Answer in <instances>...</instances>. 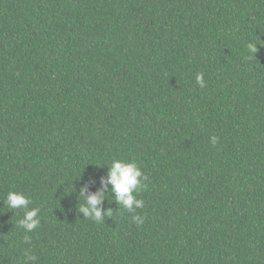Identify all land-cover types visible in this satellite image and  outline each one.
Instances as JSON below:
<instances>
[{
  "label": "trees",
  "instance_id": "1",
  "mask_svg": "<svg viewBox=\"0 0 264 264\" xmlns=\"http://www.w3.org/2000/svg\"><path fill=\"white\" fill-rule=\"evenodd\" d=\"M113 159L147 176L144 206L109 194L96 223L79 192ZM9 191L41 209L33 232ZM25 253L264 264V0H0V264Z\"/></svg>",
  "mask_w": 264,
  "mask_h": 264
},
{
  "label": "clouds",
  "instance_id": "2",
  "mask_svg": "<svg viewBox=\"0 0 264 264\" xmlns=\"http://www.w3.org/2000/svg\"><path fill=\"white\" fill-rule=\"evenodd\" d=\"M256 45H249V52L255 54ZM196 82L201 87L204 84L203 74L197 73ZM213 145L217 142V137L210 138ZM107 167L105 176L100 177V188L91 191L87 184H84L79 192L84 202L79 208V212L83 214V218L92 219L96 223L105 222V218H111L113 210L111 208L102 207L106 197L111 194L114 202L119 204L129 213H135L136 209H142L144 201L138 199L137 195L145 187L144 181L147 176L141 171L139 165L135 161H124L121 159H113ZM110 186V187H109ZM4 202L10 209L22 210L23 216L18 221V227L22 228L25 233L33 232L40 225L39 207L29 208L32 203L31 199L22 192L9 191L6 194ZM143 217L138 214L132 215V220L137 224L143 223ZM24 243H31V237L24 235ZM36 257L32 254L25 253V264L28 261H35Z\"/></svg>",
  "mask_w": 264,
  "mask_h": 264
}]
</instances>
